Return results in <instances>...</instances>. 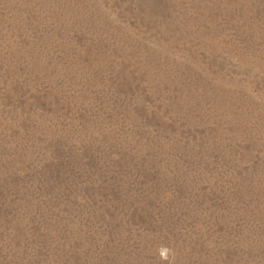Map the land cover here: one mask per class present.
Wrapping results in <instances>:
<instances>
[{"label":"rangeland","instance_id":"1","mask_svg":"<svg viewBox=\"0 0 264 264\" xmlns=\"http://www.w3.org/2000/svg\"><path fill=\"white\" fill-rule=\"evenodd\" d=\"M0 264H264V0H0Z\"/></svg>","mask_w":264,"mask_h":264}]
</instances>
